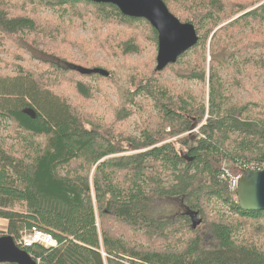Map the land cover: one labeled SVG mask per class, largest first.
I'll list each match as a JSON object with an SVG mask.
<instances>
[{"label":"trees","instance_id":"16d2710c","mask_svg":"<svg viewBox=\"0 0 264 264\" xmlns=\"http://www.w3.org/2000/svg\"><path fill=\"white\" fill-rule=\"evenodd\" d=\"M35 1L59 11L63 6L76 11L82 4L92 9L83 12H93L104 25L147 22L124 16L113 5ZM163 1L199 35L198 44L165 70L184 65L185 79L208 82V107L196 99L172 97L158 82L162 72L156 69L147 79L125 80L118 121L132 116L137 98L153 99V111L134 137L89 119L54 89L67 74L100 81L111 76L82 75L73 70L82 66L49 60L28 46L20 48L48 65L54 78L22 66L11 75L0 73V123H12L0 129V219L8 222L0 238L11 236L17 244L22 233L33 228L51 234L56 248L19 246L38 264H264V212L241 209L224 169L227 166L235 178L264 170V94L232 104L220 76L229 61L257 51L264 54V0H177L188 13L185 17L169 0ZM4 4L0 0V32L38 34L35 17L8 18ZM151 29L158 45V33ZM247 31L234 42L237 33ZM138 37L128 40V53L139 51L134 45ZM191 55L194 64L186 60ZM258 65L245 61V76L264 72V60ZM75 90L84 99L92 98L86 84L77 82ZM201 124L197 136L164 143ZM167 199L180 200L185 212L162 220L158 205ZM190 215L202 221L197 228ZM106 221L117 229L106 227Z\"/></svg>","mask_w":264,"mask_h":264},{"label":"rangeland","instance_id":"374dc122","mask_svg":"<svg viewBox=\"0 0 264 264\" xmlns=\"http://www.w3.org/2000/svg\"><path fill=\"white\" fill-rule=\"evenodd\" d=\"M4 2L2 10L8 14V18L35 17L38 25V34L26 31L23 34L10 36L5 32H0V73L11 75L15 73L17 66H22L25 70L32 71L37 75H45L47 78L53 76L52 70L48 65L24 53V50L20 48L24 46H28L33 50L34 48L38 49L41 54L46 53L47 59L52 61L60 62L65 60V62L82 67H101L106 69L111 73L112 77L108 81L67 74L62 77L61 85H54V89L77 106H80L89 119L101 126L110 127L122 134L139 137L141 128L148 121L153 111V99L149 96L137 98V105H134L133 108L134 113L125 121L117 120V109L121 102V92H124L122 88L123 82L125 80L129 81L134 77H136L137 81L147 79L153 76V72L156 69L158 45L155 41H152L151 26L147 22L123 23L119 21L104 25L94 19L93 12H83L84 10L91 11L92 9L90 7L85 9L82 4L76 7V11L71 9V7L65 6L62 7L64 11H59L57 9L61 8L44 6L40 1L32 3V0H30L31 4H26L25 0H4ZM169 2L171 8L178 15L188 16L184 7L176 5L177 0H169ZM17 3L18 5L21 4L22 7L26 6L25 11L17 7ZM246 33L248 31L237 33L234 42L238 37L247 35ZM134 35H140L134 44L139 51L137 53H128L127 42ZM209 46L208 44V59L210 57ZM186 60L190 64H194L196 58L191 55ZM262 60H264V54L261 56V53L257 51L254 55L236 58L234 61H229L226 66H223L220 76L222 82L226 83L225 90L232 104L241 101L248 102L252 96L261 98V94H264V72L257 71L249 77L245 76V72L242 70L245 61L248 62V66L258 62L259 67ZM205 67L207 73H209L208 61ZM184 69V65H181V70L167 69L159 76H156V78L171 93L172 97L176 99L183 97L186 100L196 99L202 104L205 103L208 107L210 92L208 82L203 83L185 79L183 76L187 71ZM237 81H242V84L237 85ZM77 82L90 87L92 92L91 99H84L76 92L75 84ZM205 120L206 117L204 122ZM202 124L196 129L182 136L169 139L164 143L175 142L187 135L195 137L199 134ZM11 125L12 123L1 124L0 129L3 130ZM166 131L169 132V129H166ZM178 148L180 151L185 150L182 145H178ZM251 167H255V165H251ZM224 169L228 171L230 180L233 181L236 176L227 166H224ZM158 206V217L162 215H164L163 218L165 217L162 220H167L166 217L185 212L181 201L178 199L164 200ZM3 221V219H0V222ZM105 226L111 228L112 231L117 229V225H113L108 221L105 222ZM7 230L8 228H2L0 225V233H7ZM168 233L170 232L168 231ZM135 236L140 239L138 235ZM262 240L264 242V237Z\"/></svg>","mask_w":264,"mask_h":264},{"label":"water","instance_id":"95a60500","mask_svg":"<svg viewBox=\"0 0 264 264\" xmlns=\"http://www.w3.org/2000/svg\"><path fill=\"white\" fill-rule=\"evenodd\" d=\"M95 4L113 5L130 18L147 20L158 32V56L156 70L162 72L176 64L181 56L199 42L196 28L191 23H182L174 16L163 0H85ZM82 75L110 77L103 69H86L74 66ZM237 198L246 212H264V170L247 171L238 179ZM194 220V228L201 224ZM0 264H38L26 251L20 249L10 236L0 238Z\"/></svg>","mask_w":264,"mask_h":264},{"label":"bare ground","instance_id":"6f19581e","mask_svg":"<svg viewBox=\"0 0 264 264\" xmlns=\"http://www.w3.org/2000/svg\"><path fill=\"white\" fill-rule=\"evenodd\" d=\"M174 15V14H173ZM175 16V15H174ZM130 18V17H129ZM133 19H136V18H133ZM179 19V18H178ZM242 19V18H241ZM247 19V18H246ZM180 20V19H179ZM147 21V20H146ZM181 21V20H180ZM148 22V21H147ZM183 23V22H182ZM151 25V24H150ZM193 25V24H192ZM196 28V27H195ZM156 31V30H155ZM196 31H197V29H196ZM158 33V32H157ZM197 34H198V31H197ZM198 37H199V35H198ZM158 42H159V40H158ZM198 44V43H197ZM158 47H159V45H158ZM194 48V47H193ZM192 48V49H193ZM159 49V48H158ZM190 51V50H189ZM188 51V52H189ZM187 53V52H186ZM185 53V54H186ZM157 56H158V53H157ZM182 57V56H181ZM180 57V58H181ZM180 58H179V60H180ZM156 59H157V57H156ZM178 60V61H179ZM177 61V62H178ZM171 65H173V64H171ZM156 68H157V66H156ZM103 70H105V69H103ZM107 71V70H106ZM157 71V70H156ZM164 71V70H163ZM162 71V72H163ZM159 72V71H158ZM110 73V72H109ZM111 76V75H110ZM252 171H254V172H258V171H256V169L255 170H252ZM263 171V170H262ZM241 176H238L237 178H234V180L232 181L233 182V185H234V187H235V182H236V180L237 179H239ZM193 224H194V222H193ZM36 232H40V233H43V234H45V235H49V236H51L52 237V241H53V244H50V245H47V244H41V243H35V244H33L32 246H26L25 245V242H24V240L26 239V238H28L30 235H33L34 233H36ZM8 236V235H7ZM4 237V236H3ZM11 237V236H10ZM2 238V237H1ZM15 241V240H14ZM15 243H16V241H15ZM18 247L19 246H21V247H24V248H32V247H34V246H41V247H44V248H46V249H52V248H56L57 247V241L53 238V236L51 235V234H49V233H47V232H44V231H42V230H39V229H37V228H33V229H31V230H25L23 233H22V235H21V237H20V239L18 240V242H17V244H16ZM20 248V247H19ZM21 249V248H20ZM38 263V262H37Z\"/></svg>","mask_w":264,"mask_h":264},{"label":"built area","instance_id":"2783aa9c","mask_svg":"<svg viewBox=\"0 0 264 264\" xmlns=\"http://www.w3.org/2000/svg\"><path fill=\"white\" fill-rule=\"evenodd\" d=\"M238 179L235 182V189L237 187ZM26 246H32L35 243H41V244H53L52 237L49 235H45L40 232H36L33 235H30L28 238L24 240Z\"/></svg>","mask_w":264,"mask_h":264},{"label":"crops","instance_id":"0c3cea01","mask_svg":"<svg viewBox=\"0 0 264 264\" xmlns=\"http://www.w3.org/2000/svg\"><path fill=\"white\" fill-rule=\"evenodd\" d=\"M0 225L2 228H5V227L7 228L8 222L4 220L3 222H0ZM26 230H28V229H26Z\"/></svg>","mask_w":264,"mask_h":264},{"label":"flooded vegetation","instance_id":"af4514ba","mask_svg":"<svg viewBox=\"0 0 264 264\" xmlns=\"http://www.w3.org/2000/svg\"><path fill=\"white\" fill-rule=\"evenodd\" d=\"M175 216H177V215H175ZM195 219H196L195 216L190 215V220H192L191 222H194Z\"/></svg>","mask_w":264,"mask_h":264}]
</instances>
